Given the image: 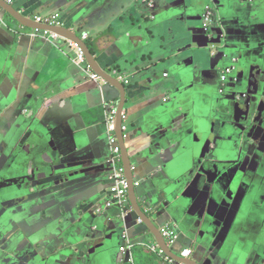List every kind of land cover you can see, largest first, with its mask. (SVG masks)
I'll list each match as a JSON object with an SVG mask.
<instances>
[{"label": "crops", "instance_id": "1", "mask_svg": "<svg viewBox=\"0 0 264 264\" xmlns=\"http://www.w3.org/2000/svg\"><path fill=\"white\" fill-rule=\"evenodd\" d=\"M13 1L31 18L59 14L107 72L132 79L125 138L140 201L156 227H172V249L192 248L198 264H264V0ZM9 19L0 6V264H183L151 249L135 209L121 218L124 206L106 205L110 108L99 85L108 99L117 88L87 81L76 40L21 37ZM172 50L186 51L184 79L164 63ZM225 50L240 61L218 96L219 70L233 64ZM125 230L132 262L117 251Z\"/></svg>", "mask_w": 264, "mask_h": 264}, {"label": "water", "instance_id": "2", "mask_svg": "<svg viewBox=\"0 0 264 264\" xmlns=\"http://www.w3.org/2000/svg\"><path fill=\"white\" fill-rule=\"evenodd\" d=\"M108 1L109 0H98V3L104 2V5H106V3ZM215 1L218 3L219 0H215ZM0 6H2L8 12V14L10 16L9 22L4 21V25L6 26V28L8 30L12 31L13 33L21 35V37L25 35L24 32H22V29L25 28V33H27L29 29L31 31L48 30V31H52V32L56 33L57 35H60L61 37H64V38L68 37L69 39L76 40V42H78L81 45V47L84 49V51L87 55V58H88V63L92 65L94 71L96 73L101 74L106 80H108V82H109L108 85L112 86L113 89L117 88L116 90L119 91V95L117 96V98L108 99V96L106 95L107 88H105V86H104V88H103V94L105 96L104 106H105V108L107 106H110L111 105L110 102H112L113 100L119 101V102L121 101L120 106L118 107L119 122H118V129H117L116 133H117V136L119 138L120 146L122 148L124 164L126 167V173H127L128 178H129V184H130L129 196H130L132 204L135 208V211L138 213V215L140 216L142 221L146 224L147 228L150 230V233L153 234V236L155 237V239L157 241L158 246L164 251V253H166L167 255H169L170 257L175 259L176 261L182 262L184 264H198L197 261H195L194 259H191L189 257H183V256L179 255L178 253H176L175 251H173L171 249V247L168 246L165 238L163 237V235L161 233V230L158 227H156L159 225V223H155L153 221V217H151V214L148 212L149 209H148V211H146L144 209L143 203L140 201L138 188L135 186V170H134V164H133V160L131 157L130 146H129L130 139L125 138V135H124L123 130H122V127L124 124V120L122 118V113L128 104L127 87L123 83L116 80L112 76L111 73L107 72L103 68L100 59L96 58V56L94 55V53H93L92 49L90 48V46L88 45V43L83 41L78 33L73 32L72 30H70L69 28H66L65 26H49V25L39 24L35 20H33L32 18L25 16L15 6L8 4L4 0H0ZM208 30L209 29H207V28L200 29L201 37H205L204 31H208ZM28 37H30V36H28ZM223 47L225 48L226 46L223 45ZM232 50L236 51L237 53L240 52V50L238 48H233ZM233 57L234 56L232 55V53L228 52L227 50H225V52L223 53V59L224 60L228 59V60L232 61ZM185 61H186V51L185 50H181L180 52H178L176 50H172L166 55V57L164 59V63H166L170 67V75L172 77H175V78H177L179 76L181 79L182 78L184 79V76L187 75V73L185 72V64H184ZM228 66H229L228 64L223 65L222 69L219 70L218 81L216 83V94L218 96H222L225 94L222 92L221 75H222L223 71ZM166 88L169 89V91H171L174 94V96L179 95L180 88H179V86H177V82H172ZM105 118H106L105 122H106V126H107L108 125L107 116ZM107 134H108V132H107ZM110 153H111V146H110ZM109 157H110V154L106 158V161L108 164H109ZM109 169L111 170L110 164H109ZM14 178H18V177H14ZM36 192L37 191L35 190L34 191L35 198H36ZM35 198L33 200H35ZM31 202H33V201H29V203H31ZM24 203H27V201H25ZM145 203L147 204V206H151L152 202H151L150 197L145 198ZM127 211L128 210L126 208L123 209L120 217L122 218L123 216H125ZM8 230H9L8 225L4 221V216L2 214H0V233H6V232H8ZM120 246H121V242L119 244L117 251L120 250ZM127 257H128V255H127ZM128 260L124 263H129Z\"/></svg>", "mask_w": 264, "mask_h": 264}, {"label": "built area", "instance_id": "3", "mask_svg": "<svg viewBox=\"0 0 264 264\" xmlns=\"http://www.w3.org/2000/svg\"><path fill=\"white\" fill-rule=\"evenodd\" d=\"M10 3L13 4L12 0H9ZM60 15H46V16H39L37 18H34L35 21L39 24L43 25H49V26H62V23L59 20ZM210 18V13L207 14V19ZM43 33L45 35L50 36L53 35L54 38H60L59 35L51 33L48 30L43 31H34L32 34H39ZM89 36L85 34L84 39H87ZM73 45L75 46L77 50V58L75 62L79 64L81 67L87 63V57L85 54L84 49L81 47V45L77 42L72 41ZM76 64V65H77ZM86 73L89 74L90 80H97V74L93 72L91 67L88 65L87 68L84 69ZM231 72L230 69L226 70V73L222 77L223 84H227L229 82V73ZM125 116V115H124ZM108 118V134L110 138V145H111V153L109 157V164L111 166L112 170V184L110 187V191L112 193V198L108 200L107 205L111 206L112 204L119 203L122 206H125L126 201L128 200L129 196V178L126 173V168L124 166L123 162V154H122V148L120 146L118 137L116 135L117 132V110L112 107L111 112L107 116ZM125 129V128H124ZM136 185H139V181H135ZM162 235L166 239L168 245H173L175 242L176 235L172 229V227H169L168 225L164 226L162 229ZM123 242L120 246V251H129L131 254V249L134 246L133 238L129 235V233L125 230L122 234ZM158 246L153 245L151 249L157 250ZM162 252V250H160ZM192 252V249L185 248L182 252L183 255L188 256Z\"/></svg>", "mask_w": 264, "mask_h": 264}, {"label": "clouds", "instance_id": "4", "mask_svg": "<svg viewBox=\"0 0 264 264\" xmlns=\"http://www.w3.org/2000/svg\"><path fill=\"white\" fill-rule=\"evenodd\" d=\"M13 1V0H12ZM8 4H10V5H14L15 4V2L13 1V4L12 3H10L9 2V0H8V2H7ZM146 3H148L149 5H148V7H151L153 4H152V2H151V0H147L146 1ZM211 10V8H210V6H207L206 7V9H205V12H204V20H203V26H204V23H205V20L207 19V14L208 13H210L209 11ZM211 15V14H210ZM27 17H29V18H31L30 16H27ZM33 20H35L34 18H32ZM210 19V18H209ZM208 20V19H207ZM63 26V25H62ZM22 30H25V28L24 29H22ZM29 32L32 34L34 31H31L30 29H29ZM41 32V31H40ZM51 33H54V32H52V31H50ZM25 34V33H24ZM54 34H56V33H54ZM33 35V34H32ZM60 36V35H59ZM81 38H82V36H81ZM90 39V37H88L87 39H83L82 38V40L83 41H85V42H87L88 40ZM74 42H76V41H74ZM78 43V42H77ZM86 54V53H85ZM86 57H87V55H86ZM240 61V59H239V57H236V56H234L233 57V59H232V62H233V64L231 65V66H228L224 71H223V73H222V75H221V82H222V77H223V75L226 73V70L227 69H230L231 70V72L229 73V82L227 83V84H223V82H222V92L223 93H225L226 92V90L228 89V84H230V82H231V80H230V78H232L233 77V71H234V69H235V66L238 64V62ZM75 64V63H74ZM76 65V64H75ZM88 65L91 67V69L93 70V72L95 73V74H97V77H98V79L97 80H90V77H89V74L88 73H86L87 74V76H88V79H87V81L88 82H90V83H92V82H94V83H97V84H101V82L103 81V80H106L101 74H99V73H96L95 71H94V69H93V67H92V65L91 64H89L88 63ZM110 73V72H109ZM112 76L116 79V80H118L119 82H121V83H123L126 87H127V90L129 89V86H131L132 85V79L130 78V77H128V76H126L124 73H122V72H119L118 70H116L115 72H113V74H112ZM166 76H167V74H166ZM235 78V77H234ZM99 88L101 89V90H103V88H104V86H102V85H99ZM121 102V101H120ZM120 102L119 101H112V102H110L111 103V105L110 106H107L106 108H110V110H105L106 111V116H108V114L111 112V108L112 107H114L116 110H117V129H118V122H119V110H118V107L120 106ZM113 104V105H112ZM125 115V116H124ZM122 118H123V120H124V124H123V127H122V130H123V133H124V135H125V137H126V131H127V128H128V122H129V118H128V116H127V106L125 107V110L123 111V113H122ZM108 119V118H107ZM108 125H107V132H108ZM125 128V129H124ZM109 133V132H108ZM109 135V134H108ZM116 135H117V133H116ZM118 137V136H117ZM109 140H110V138H109ZM118 140H119V138H118ZM111 146V145H110ZM123 154V153H122ZM123 162H124V159H123ZM124 166H125V164H124ZM126 168V167H125ZM111 172H112V170H111ZM135 181H137V180H135ZM112 184V183H111ZM140 184H141V182H140ZM139 184V185H140ZM139 185H136L135 184V186L136 187H138ZM130 186V185H129ZM129 197L130 196H128V200L127 201H129ZM110 200V199H109ZM107 202H108V200H107ZM130 203V202H129ZM106 205H107V203H106ZM108 206V205H107ZM122 206V205H121ZM127 210H129V209H135L134 208V206L132 205V204H130V206H129V208H127L126 206H124ZM125 216H123L122 218H124ZM164 227V226H163ZM161 233H162V231H161ZM131 236V235H130ZM164 237V236H163ZM166 240V239H165ZM134 241V240H133ZM167 242V241H166ZM122 244V243H121ZM168 244V243H167ZM175 244V242L173 243V245ZM155 245V244H154ZM173 245H168L169 247H171V249H172V246ZM157 246H158V244H157ZM135 247V244H134V246H133V248ZM185 249V248H184ZM184 249H182L179 253L178 252H176V253H178L179 255H181V256H183V257H189V258H191L190 257V255L192 254V252L188 255V256H185V255H183L182 254V252H183V250ZM190 249H192V248H190ZM157 250L159 251V253H162V252H164L159 246H158V248H157ZM160 250H162V252H160ZM173 250V249H172ZM174 251V250H173ZM166 254V253H165ZM132 255V249H131V254L130 255H128V259H129V261L130 262H132L133 261V257L131 256ZM167 255V254H166ZM168 257L169 258H171V259H173L172 257H170L169 255H168ZM192 259V258H191ZM175 260V259H174ZM182 263V262H181ZM184 264V263H183Z\"/></svg>", "mask_w": 264, "mask_h": 264}, {"label": "rangeland", "instance_id": "5", "mask_svg": "<svg viewBox=\"0 0 264 264\" xmlns=\"http://www.w3.org/2000/svg\"><path fill=\"white\" fill-rule=\"evenodd\" d=\"M131 3H134V2H136V1H134V0H129ZM113 29H114V36L115 35H118V33H119V25H118V23H115L114 25H113ZM80 35V34H79ZM81 36V35H80ZM128 126L130 127V123L128 122Z\"/></svg>", "mask_w": 264, "mask_h": 264}, {"label": "flooded vegetation", "instance_id": "6", "mask_svg": "<svg viewBox=\"0 0 264 264\" xmlns=\"http://www.w3.org/2000/svg\"><path fill=\"white\" fill-rule=\"evenodd\" d=\"M228 88H230V86H228Z\"/></svg>", "mask_w": 264, "mask_h": 264}]
</instances>
